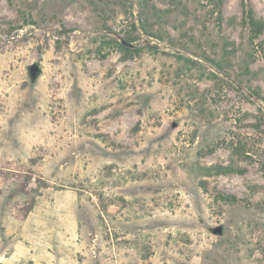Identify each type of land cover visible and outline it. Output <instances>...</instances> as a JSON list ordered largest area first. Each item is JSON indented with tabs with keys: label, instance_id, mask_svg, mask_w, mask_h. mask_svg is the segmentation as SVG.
<instances>
[{
	"label": "rangeland",
	"instance_id": "rangeland-1",
	"mask_svg": "<svg viewBox=\"0 0 264 264\" xmlns=\"http://www.w3.org/2000/svg\"><path fill=\"white\" fill-rule=\"evenodd\" d=\"M244 1L0 0V264H264Z\"/></svg>",
	"mask_w": 264,
	"mask_h": 264
},
{
	"label": "trees",
	"instance_id": "trees-1",
	"mask_svg": "<svg viewBox=\"0 0 264 264\" xmlns=\"http://www.w3.org/2000/svg\"><path fill=\"white\" fill-rule=\"evenodd\" d=\"M244 7V23L248 27L249 30V37L250 39L254 40L260 37V35L264 31V22L256 17L255 10L252 7V5L249 3V1L245 0L243 2ZM134 42L133 36H124L122 40H115V47L124 50L127 52L135 51L134 48H132V45ZM233 168L230 167H218L214 173L216 174H223V173H229L232 172ZM223 199L228 202H234L237 201V198L235 196H223Z\"/></svg>",
	"mask_w": 264,
	"mask_h": 264
},
{
	"label": "water",
	"instance_id": "water-1",
	"mask_svg": "<svg viewBox=\"0 0 264 264\" xmlns=\"http://www.w3.org/2000/svg\"><path fill=\"white\" fill-rule=\"evenodd\" d=\"M41 66L36 63V62H33L29 65V74H30V78L32 81H35L37 80V78L40 76L41 74ZM212 232L214 234H222L223 232V227L222 226H217L215 228H213Z\"/></svg>",
	"mask_w": 264,
	"mask_h": 264
}]
</instances>
